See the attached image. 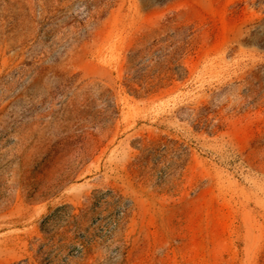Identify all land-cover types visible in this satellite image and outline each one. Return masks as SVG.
Wrapping results in <instances>:
<instances>
[{
    "label": "rangeland",
    "instance_id": "obj_1",
    "mask_svg": "<svg viewBox=\"0 0 264 264\" xmlns=\"http://www.w3.org/2000/svg\"><path fill=\"white\" fill-rule=\"evenodd\" d=\"M0 264H264V0H0Z\"/></svg>",
    "mask_w": 264,
    "mask_h": 264
}]
</instances>
